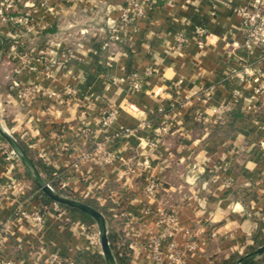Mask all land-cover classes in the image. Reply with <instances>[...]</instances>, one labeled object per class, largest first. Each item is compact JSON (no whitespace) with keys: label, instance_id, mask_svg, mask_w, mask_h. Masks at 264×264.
<instances>
[{"label":"crops","instance_id":"obj_1","mask_svg":"<svg viewBox=\"0 0 264 264\" xmlns=\"http://www.w3.org/2000/svg\"><path fill=\"white\" fill-rule=\"evenodd\" d=\"M253 1L158 0L113 32L124 0H0V121L59 189L105 207L130 264H233L264 232V44L244 45L238 11ZM12 152L0 136V264H90L94 221L41 195L24 205L42 225L12 213L39 189Z\"/></svg>","mask_w":264,"mask_h":264},{"label":"built area","instance_id":"obj_2","mask_svg":"<svg viewBox=\"0 0 264 264\" xmlns=\"http://www.w3.org/2000/svg\"><path fill=\"white\" fill-rule=\"evenodd\" d=\"M126 2V6L121 8L120 16L117 20L112 19V31L116 32L126 26H128L129 23L133 22L135 19L142 18L143 16H146L148 11L150 9H153L157 6L158 0H124ZM0 8V12H1ZM238 11L241 13L243 17V29L245 33V41L244 45L247 47L250 46H259L264 44V0H254L250 4L246 6H242L238 8ZM25 24H27L28 30H31V26L28 25L29 21L26 19L24 20ZM204 29L199 28L197 30V33L202 36L204 34ZM184 42V38H180L178 42V46H182ZM202 43V41H200ZM132 80V86L134 88L139 87V83L136 77V74H133L131 77ZM28 88H24L21 90L20 95L26 96L28 94ZM259 91V89H257ZM117 116V109L114 107H108L104 110L103 114V122L104 124H110L112 123ZM200 121L202 120L201 117L199 118ZM167 127L164 126L162 128V132L166 131ZM13 153V152H12ZM14 154V153H13ZM114 159V155L112 152H103V154L100 157L101 163H108L111 162ZM159 180L155 178H150L145 183V190L148 194L154 195L158 189L159 186ZM230 183L228 182L227 185ZM4 190L0 187V199L3 197ZM54 206L56 208H60V206L57 203H54ZM44 208L43 210H37L34 212H30L26 210L25 205L23 203L18 202L15 208L14 214L17 217L26 218L32 221L34 225L40 226L42 225L44 221ZM117 214H122L120 211H116ZM167 221L170 222V224H173L175 220L174 214H169L165 217ZM171 226V225H170ZM3 231L0 229V235ZM172 234L171 228L166 230L162 234V238L169 237ZM214 235V233H213ZM91 240L92 242L99 246V239H98V233H92L91 234ZM155 244H158V241H156ZM169 248V255L170 257L176 261L180 262V252L176 248L175 244L173 242H170L168 244ZM7 264H12L11 262H8ZM50 264H62V259L58 254H53L50 258Z\"/></svg>","mask_w":264,"mask_h":264},{"label":"water","instance_id":"obj_3","mask_svg":"<svg viewBox=\"0 0 264 264\" xmlns=\"http://www.w3.org/2000/svg\"><path fill=\"white\" fill-rule=\"evenodd\" d=\"M2 48L3 40L0 36V53L2 51ZM0 136L4 139V141L13 151V153L19 159L34 184L37 186V188L42 191L45 196H47L50 200H52L54 203H57L58 205H63L69 208L80 210L81 212L86 213L93 219L97 227L100 253L103 257L104 263L117 264L110 245L108 236V223L104 213L95 206L85 201L67 196L54 189L52 185L43 177L38 166L28 154L23 145L11 133L8 132V130L1 123V121ZM263 255L264 243L241 255L233 264H250L253 261L262 257Z\"/></svg>","mask_w":264,"mask_h":264},{"label":"trees","instance_id":"obj_4","mask_svg":"<svg viewBox=\"0 0 264 264\" xmlns=\"http://www.w3.org/2000/svg\"><path fill=\"white\" fill-rule=\"evenodd\" d=\"M201 123H203V122H201ZM18 141L23 145V147L28 152V149L24 145V143L21 142L20 140H18ZM34 162L36 163L38 168L41 170V172L45 175L47 181L52 185V187L54 189H56L57 191L65 194V195L72 196V194H70V192H68L66 189H59L58 188L56 181L60 177L59 172H56L55 170L51 169V167L45 165L40 160H34ZM38 195H41L46 202H52V200H50L47 196H45L41 192L40 189H35L30 194L22 195V197L19 199L18 202L24 204L25 200H27L28 198L36 197ZM89 203L91 205L95 206L96 208H98L99 210H101L104 213V215L107 219V222L110 223L108 236H109L110 245H111L112 251L114 253L117 264H130L132 249L129 246V244L127 243V241L121 236V233L117 232L116 230L113 229L112 223H111L112 218L108 214L105 207L100 206L99 204H97L93 201H90ZM16 205L14 206L12 213L15 212ZM60 206L63 207L64 209H66L68 211V213L70 214V219H67L68 224L73 222L74 220H80L81 222L88 224V225L93 223V219L89 215H87L86 213L81 212L80 210H77V209H73V208L63 206V205H60ZM263 242H264V232H262V230L259 229L254 235V244L249 249L251 250V249L257 247L258 245L262 244ZM229 263H224V264H229ZM90 264H105L101 253H99V252L94 253L91 256ZM250 264H264V256L261 259L253 261Z\"/></svg>","mask_w":264,"mask_h":264},{"label":"rangeland","instance_id":"obj_5","mask_svg":"<svg viewBox=\"0 0 264 264\" xmlns=\"http://www.w3.org/2000/svg\"><path fill=\"white\" fill-rule=\"evenodd\" d=\"M263 243H264V242H263ZM263 256H264V255H263ZM263 256H262V257H263ZM262 257H260L259 259H261ZM259 259H257V260H259ZM255 261H256V260H255Z\"/></svg>","mask_w":264,"mask_h":264}]
</instances>
